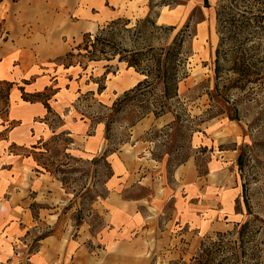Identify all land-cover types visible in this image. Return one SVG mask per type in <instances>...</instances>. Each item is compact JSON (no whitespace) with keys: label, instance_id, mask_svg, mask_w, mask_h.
Listing matches in <instances>:
<instances>
[{"label":"rangeland","instance_id":"rangeland-1","mask_svg":"<svg viewBox=\"0 0 264 264\" xmlns=\"http://www.w3.org/2000/svg\"><path fill=\"white\" fill-rule=\"evenodd\" d=\"M10 1L12 2V0ZM160 2H176L177 5L172 4L170 7L160 8ZM207 2L209 7L204 8L203 0H152L150 3L147 0L142 6L146 12L145 16L139 19H129L134 23L136 20L144 19L149 12L153 15L159 12L158 25L181 27L191 18L195 36L191 42L192 55L188 64V76L179 84V95L186 103L188 113L192 117H201L204 120L202 124H199V121L194 122L196 132L193 134L185 130L177 135L172 134L171 138H166L163 134L155 132H159L161 128L169 124L172 121L171 116L167 115L158 120H154L150 116L137 123V126L131 128L129 133L121 127L122 124L114 125L110 146H108L104 140L103 125L91 123L86 119L81 120V114L99 112L101 111L100 107L93 105L91 100L86 102L77 100L85 93L92 92L94 101L109 107L123 92L134 87L142 78L133 69H127L124 64H118L116 61L89 63L84 72L79 67L65 71L59 60L43 67L48 70L49 75L54 74L55 69L59 70L56 73L59 80L48 88L55 90L58 89L55 85H58L61 92L54 99H50L48 104L54 113L59 114L65 128L58 131L57 120L52 115L47 116L42 112V118L49 119L51 126L57 129L56 135L62 131L69 133L66 138H69L70 143L68 142L67 149L63 151V142L55 143L52 134L33 145L41 148L40 150L33 151L32 146H15L11 152L19 156L34 153L35 158L48 165L49 170L55 174V178L64 181L65 184L62 188L67 200L55 227L48 229L38 225L35 229L26 232L25 235L19 236L15 241L19 248V258L24 259L26 255L33 253L38 247L37 240L44 234L50 233L51 236L58 237L71 228L70 234L72 235L75 231L87 227L94 233L99 231L103 223L93 206L96 201L106 195L108 171L103 162L92 163L91 159L98 157L105 148H116L117 151L107 158V162L110 166H120V162L116 158L120 150L128 149L134 140H139L141 142L140 149L148 158L163 165L167 184L172 189L175 187L172 174L180 161L193 159L200 174L206 172L207 163H210L212 173L216 175V178L220 176V179L204 183L209 189L207 194L203 193L201 197L199 194L193 197L192 193H186V187L181 189L178 186L173 199L167 201L163 210L165 215L161 221L163 222L167 218L170 211L177 210L178 217L181 219L177 222L178 226L175 230L180 235L177 250L172 252L173 259L169 261L163 259L162 264H176L180 260L184 264H189L197 256L202 243L205 246L212 243L218 244L220 240L216 234L228 232H231L232 235L227 236L222 240V243L234 242L237 239L234 234L238 228L236 226L244 224L250 225L244 237V249L237 248V245L230 244V246L234 247L235 252L238 253L242 251L241 249L244 250L242 259L245 264H264V122L257 124V129L247 130L248 122L256 117L257 110L254 105L241 107L244 119L240 123L229 122L223 117L206 120L203 116L208 108L205 92L211 90L213 86L212 60L217 43L214 29L216 0H207ZM120 11L122 13L123 9ZM134 11L136 12V9ZM119 14L112 13L114 17ZM118 18L122 17L118 16ZM108 21H110L108 16L100 15L96 26H93L96 29L91 34ZM82 35L73 41L69 40L70 50L81 43ZM79 74H81L80 79L78 78ZM97 80H100L105 86V90L100 95L96 93L95 82ZM124 83L130 85L124 87ZM17 85L19 88L21 87L20 83ZM45 94L50 95L51 92L47 91ZM6 117L4 105L0 100V125L3 124L2 128L0 126V133L8 126L5 122ZM3 136L4 134L0 136V139ZM131 136H133V141ZM80 137H82V141L78 140ZM90 138L92 142L91 154L87 157L81 148ZM74 140L77 141V145H74ZM120 141L128 142L118 146ZM38 143L41 144L38 145ZM178 148H183V153ZM44 149H47L48 152L45 153ZM240 149L246 151L243 169L246 184L245 197L251 212L262 221H255L252 216L246 213L236 167ZM39 152H43L44 155L39 156ZM2 161L6 162L5 156ZM198 185L199 183L196 184V186ZM234 192L237 195L233 198L232 193ZM142 194L140 189L133 191V195L141 196ZM217 200L218 204L223 207V212L227 213L226 217L223 215L218 217L217 213L213 212L216 210L217 206L214 203ZM188 216L190 223L186 224L185 219ZM163 255L164 258L168 257L169 259L170 257L167 252H163ZM227 257L233 258L231 253H227Z\"/></svg>","mask_w":264,"mask_h":264},{"label":"crops","instance_id":"crops-1","mask_svg":"<svg viewBox=\"0 0 264 264\" xmlns=\"http://www.w3.org/2000/svg\"><path fill=\"white\" fill-rule=\"evenodd\" d=\"M146 1L3 0L0 3V80L14 83L5 121L10 127L6 137L0 139V264H162L163 259H173L172 252L177 250L180 235L175 230L181 219L177 210L170 211L161 221L167 201L173 199L178 186L186 187V193H192L193 197L196 194L201 197L209 189L204 183L220 179L210 170V163L206 172L200 174L194 160L188 159L174 169L172 189L167 184L163 165L148 158L140 149L141 142L133 141L131 136L129 150L122 148L116 156L120 166H111L113 175L106 183L107 194L93 206L101 217L102 228L94 233L87 227L72 235L70 228L58 237L44 238L33 253L19 258L15 244L19 236L38 225L55 227L67 199L61 182L38 167L32 156L11 152L12 145L29 147L52 136L43 121L45 117L42 118V112L46 114V111L40 103L23 102L17 83L26 93L41 92L56 84L59 70L49 75L43 67L70 50L69 40L92 33L100 15L108 16L109 20L118 16L144 17L142 6ZM114 12L120 14L114 17ZM55 86L57 96L61 90ZM64 128L65 125L58 131ZM78 140L82 141V137ZM74 145H77L75 140ZM91 145L90 138L81 148L87 157ZM4 156L6 162L2 161ZM138 189L143 194L133 195ZM232 195L234 198L237 193ZM214 205L217 207L213 212L226 217L218 200ZM185 220L186 224L190 223L189 216ZM163 252L168 253L169 259L164 258Z\"/></svg>","mask_w":264,"mask_h":264},{"label":"trees","instance_id":"trees-1","mask_svg":"<svg viewBox=\"0 0 264 264\" xmlns=\"http://www.w3.org/2000/svg\"><path fill=\"white\" fill-rule=\"evenodd\" d=\"M2 1L0 0V3ZM148 1L152 2V0ZM172 4L177 5L176 2H160L159 7H170ZM203 7H209L207 0H203ZM158 19L159 12L154 15L149 12L144 19L136 20L134 23L125 18L110 20L95 33H84L80 44L57 59L65 71L79 67L84 72L89 63L116 61L141 76L142 79L134 87L123 92L109 107L94 101L92 92L85 93L77 100L78 102L91 100L93 105L100 107L99 112L81 114V120L86 119L91 123L103 125L104 140L108 146H110L113 126L116 124H122L121 127L129 133L131 128L147 117L152 116L154 120H158L169 115L172 121L155 133L171 138L172 134L177 135L185 130L193 134L196 132L194 122L199 121V124L204 122L201 117H192L188 113L186 103L179 95V84L188 76V64L192 55L191 42L195 36L191 18L181 27L158 25ZM214 23L217 43L212 60L213 86L211 90L205 92L208 108L203 116L206 120L223 117L229 122L240 123L244 119L241 107L254 105L257 110L256 117L248 122L247 130L257 129V124L264 122V103H262L264 100V0H216ZM78 78H81V74ZM95 84L96 93L100 95L105 90V86L100 80ZM13 86L14 83L0 80L2 87L0 100L4 105V114L8 111L9 92ZM18 90L23 102L40 103L47 116L52 115L56 118L57 129L64 126L60 116L54 113L48 104L57 94V89L46 87L42 92L33 94L26 93L21 87ZM47 91L51 94L46 95ZM43 121L51 130L53 141L63 142L62 149L65 151L70 143L69 138H66L69 133L61 132L56 135L57 129L51 126L49 119L45 117ZM9 127L8 124L0 133V136L4 134L3 139ZM127 142L120 141L117 145L121 146ZM10 148L15 146L12 145ZM31 149L35 151L41 148L32 146ZM178 149L183 153V148ZM44 150L45 153L48 152L47 149ZM116 151V148H105L98 157L91 159L92 163H104L108 171V180L113 173L107 158ZM38 154L44 155L43 152ZM33 155L34 153L28 156H32L38 167L52 176L55 175L49 170L48 165L41 163ZM245 155L246 151L240 149L236 160L243 203L247 215L252 216L255 221H262L251 212L245 197L246 184L243 174ZM186 161H180L179 165ZM60 182L62 186L65 184L63 180ZM236 227L238 228L234 234L237 239L234 242L222 243V240L232 235L231 232L217 233L216 237L220 243H212L209 246L202 243L197 256L189 264H245L242 259L244 237L250 225ZM48 236L51 234L42 235L37 242ZM230 244L243 249L239 253L235 252ZM227 253H231L233 258H226ZM176 264L184 263L180 260Z\"/></svg>","mask_w":264,"mask_h":264},{"label":"bare ground","instance_id":"bare-ground-1","mask_svg":"<svg viewBox=\"0 0 264 264\" xmlns=\"http://www.w3.org/2000/svg\"><path fill=\"white\" fill-rule=\"evenodd\" d=\"M159 19H160V17H159ZM159 19H158V20H159ZM129 69H131V68H129ZM138 76H139V75H138ZM139 77H141V76H139ZM129 85H130V84H128V83H124V84H123L124 87H127V86H129ZM100 126H102V125L100 124Z\"/></svg>","mask_w":264,"mask_h":264}]
</instances>
